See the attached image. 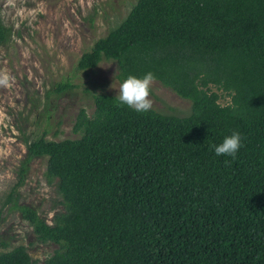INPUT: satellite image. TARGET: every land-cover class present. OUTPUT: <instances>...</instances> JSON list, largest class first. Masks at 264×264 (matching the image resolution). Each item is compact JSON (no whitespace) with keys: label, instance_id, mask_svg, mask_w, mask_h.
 I'll use <instances>...</instances> for the list:
<instances>
[{"label":"trees","instance_id":"obj_1","mask_svg":"<svg viewBox=\"0 0 264 264\" xmlns=\"http://www.w3.org/2000/svg\"><path fill=\"white\" fill-rule=\"evenodd\" d=\"M102 60L121 82L152 72L190 113H138L94 93L77 137L27 143L26 162L46 158L62 206L49 223L13 202L37 242L57 245L43 264H264V0H136L74 67ZM233 132L236 158L217 156ZM0 264L33 260L19 244Z\"/></svg>","mask_w":264,"mask_h":264},{"label":"rangeland","instance_id":"obj_2","mask_svg":"<svg viewBox=\"0 0 264 264\" xmlns=\"http://www.w3.org/2000/svg\"><path fill=\"white\" fill-rule=\"evenodd\" d=\"M136 0H0V72L11 87L0 86V252L19 244L33 264H43L57 248L40 243L13 202L27 204L50 223L62 209L54 185L44 178L46 158L26 162V145L48 139L75 138L72 131L81 108L92 114V94L118 95L116 64L102 60L96 67L76 70L81 53L119 23ZM73 88L55 92L58 83ZM219 102H229L220 89ZM152 109L176 116L190 113V101L155 80L150 88Z\"/></svg>","mask_w":264,"mask_h":264},{"label":"clouds","instance_id":"obj_3","mask_svg":"<svg viewBox=\"0 0 264 264\" xmlns=\"http://www.w3.org/2000/svg\"><path fill=\"white\" fill-rule=\"evenodd\" d=\"M11 77L6 72H0V86L11 87ZM155 81L152 72L146 73L142 78L129 75L120 85L116 99L121 105H127L138 113L147 112L152 108V101L149 99L151 85ZM217 156H230L236 158L241 147V136L239 132H233L226 136L222 143L214 145Z\"/></svg>","mask_w":264,"mask_h":264}]
</instances>
